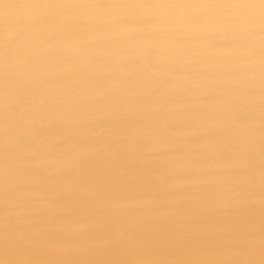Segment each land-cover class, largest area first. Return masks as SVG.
<instances>
[{
  "label": "snow or ice",
  "instance_id": "obj_1",
  "mask_svg": "<svg viewBox=\"0 0 264 264\" xmlns=\"http://www.w3.org/2000/svg\"><path fill=\"white\" fill-rule=\"evenodd\" d=\"M0 264H264V0H0Z\"/></svg>",
  "mask_w": 264,
  "mask_h": 264
}]
</instances>
